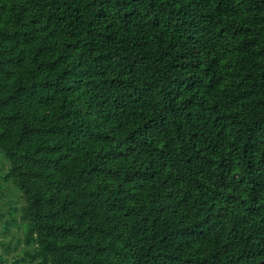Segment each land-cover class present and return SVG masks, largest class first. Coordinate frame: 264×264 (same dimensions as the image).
Wrapping results in <instances>:
<instances>
[{"label":"trees","instance_id":"obj_1","mask_svg":"<svg viewBox=\"0 0 264 264\" xmlns=\"http://www.w3.org/2000/svg\"><path fill=\"white\" fill-rule=\"evenodd\" d=\"M0 150V264H264V0H0Z\"/></svg>","mask_w":264,"mask_h":264},{"label":"rangeland","instance_id":"obj_2","mask_svg":"<svg viewBox=\"0 0 264 264\" xmlns=\"http://www.w3.org/2000/svg\"><path fill=\"white\" fill-rule=\"evenodd\" d=\"M7 169H8L7 159L5 157V154L0 150V175L2 173H4ZM0 183H3L5 185V193L7 195L4 198V202H5V205L8 206V207L7 208H3V209L4 210L5 209H9V208L12 209V207L13 208L16 207L17 209H19L20 208V202H19V199H18V194H15L14 192H13V194L10 193V191H13V188H14V187L11 186L12 183L3 182L1 177H0ZM0 226H1V223H0Z\"/></svg>","mask_w":264,"mask_h":264}]
</instances>
